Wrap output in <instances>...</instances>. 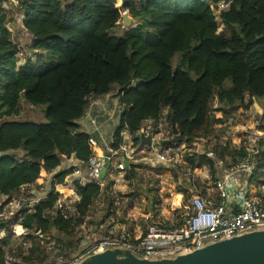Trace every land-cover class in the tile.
Here are the masks:
<instances>
[{
    "label": "trees",
    "instance_id": "16d2710c",
    "mask_svg": "<svg viewBox=\"0 0 264 264\" xmlns=\"http://www.w3.org/2000/svg\"><path fill=\"white\" fill-rule=\"evenodd\" d=\"M223 1L229 6L217 15ZM16 10L33 44L32 53L20 58L9 17L0 8V197L7 201L24 198V189L35 185L42 171L55 172L66 158L90 161L93 136L79 123L90 96H106L118 88V101L125 109L113 136L112 147L118 151L126 144V134L140 146L144 125L159 122L165 110L177 141L192 144L216 135L221 121L210 110L215 101L217 111H223L236 107L247 93L264 100V0H122L120 7L117 0H23ZM123 11L138 25L121 29ZM220 24L227 32L220 31ZM25 104L45 109L48 123L17 120ZM228 147L216 150L218 157L207 154L206 165L215 180L220 173L216 161L226 160ZM260 148L255 185L263 179ZM12 152H23L24 157ZM237 155L241 160L250 153H231ZM180 166L176 160L172 169L175 192L187 200L194 183L183 177ZM74 172L70 168L55 174L47 198L35 208L21 207L11 218L30 233L57 239L54 248L67 258L75 248L76 228L85 224L98 198L109 199L97 182H76L80 200L66 218L55 208L61 197L56 186H65ZM241 175L243 181L248 177L245 171ZM128 176L135 174L128 171ZM112 213L110 207L92 224L101 231ZM56 233L61 237L54 238ZM5 241H0V264L6 263ZM29 252L30 257L38 252L33 263L42 264L52 248L33 245Z\"/></svg>",
    "mask_w": 264,
    "mask_h": 264
},
{
    "label": "rangeland",
    "instance_id": "374dc122",
    "mask_svg": "<svg viewBox=\"0 0 264 264\" xmlns=\"http://www.w3.org/2000/svg\"><path fill=\"white\" fill-rule=\"evenodd\" d=\"M64 2L67 3V0H64ZM10 5L11 6L6 3V6H9L6 9L8 11L10 8L13 10L9 16V20L11 23L12 21L14 22V26H20L21 21V49L23 50V55H27L30 52L32 53V36L24 31V28L22 27V19L24 17L22 15H17V7L14 6L13 2ZM121 5L122 0H117V6L120 7ZM2 6H4V4H2ZM124 13H128L130 17V27L138 25V21L131 17L128 11H123V14ZM218 14L219 13H217V15ZM217 17L220 19V16ZM135 20L136 23H134ZM130 27L125 24L124 20L120 22L121 29H128ZM220 31L227 32L222 24H220ZM119 34H121V31H119ZM35 59L36 56H34V60ZM109 98L110 106L107 115L95 117L97 119L96 126L92 125L90 120V123H88L89 125L87 123H83L82 125V130L87 132L92 131L93 129L95 130L98 126L100 128L102 125V136L107 143L104 140L101 141L102 143L99 142L97 136L93 137L99 142V146L103 147V150H105L104 147L108 143L110 144L113 142L114 133L119 127L120 120L125 111L118 101L117 87H114ZM218 107L220 106L216 101L210 106L211 112H214L216 118L221 121V123H218L215 126L216 135L208 139L197 138L192 144L177 141L176 136L173 134V129L168 122L167 111H164L166 114L163 113L161 120L162 125L158 128V132L161 134V140L156 146V149L165 154L168 158L167 162L159 161L154 152L148 151L146 152L148 153L146 156L150 159V161L148 160L149 163L146 164V160L143 159L138 162V165H140L138 167V175L136 178L128 180L120 177L119 173L116 174L117 172L114 167H110L107 170L108 178L104 181L105 184H108V187L107 185L106 187H102L104 192L108 193L109 199H106L104 195L98 198L92 206L85 224L76 228L75 234L72 237V242L75 244V248L71 255L77 254L79 251L83 250L85 246H88L96 240L102 239L108 235H118L125 231H129L133 234L138 232L142 235L146 232L149 225L158 222L163 225L175 226L178 223L180 215L184 213L185 206L189 204L190 199L194 193L197 192L196 190L189 193V199L183 200L181 209L173 207L178 206L182 199V196L180 197V200L178 199L177 196L179 195H176L174 198L176 193V183L173 178L172 169L175 166L176 160L181 164L179 170L186 180H193V174L199 176L204 174L205 176V174L208 173V176L210 177L208 179L210 182L209 186H214L215 181L220 177L219 175L221 174V171L223 172L225 169L230 170V168H234L239 162L241 158L239 155L235 157L232 156L233 158L231 157V153L234 150H247L251 145L258 149L261 147L262 142L263 146L260 148V156L264 155V100L259 101L255 96L247 93L234 108L226 107L223 111H217ZM44 110L45 109L40 107L25 104L22 116L16 119L36 124H47L48 120L43 112ZM150 128L151 123L144 125L143 129L148 131ZM125 138L127 139L126 144L130 143V137L126 135ZM225 146H229L225 152L227 158L225 161H222V165L219 164L217 167V170L219 168L220 173L215 180L210 174L209 167L206 165L208 160L207 154L213 152L215 157H218L215 151L220 150L221 147ZM21 156H24V154L21 153ZM137 156L144 158L141 153H138ZM139 157L138 159H140ZM255 158L257 159V156H255ZM153 160L154 162L152 163ZM198 165H200V167L191 170L192 166ZM61 166L63 167V165ZM62 167H60V170ZM64 167H69L68 169L74 168L71 163L67 162ZM84 170L87 175V169ZM262 174L263 179L259 181L258 185H255V183L252 185L256 199H258L261 204H264V171H262ZM54 175V173H47V175H45L42 171L41 178L43 179V176H45L43 185L36 186L37 196H32L28 193L24 196V206L27 205H25V203H28V205L35 204L32 202L35 197L38 198L46 192L50 194L54 187ZM69 177L70 179H68V181L70 182L65 185L66 189H64V194L61 195V197L70 196V198H68L75 203L77 199L72 195V192L76 195L77 191L74 184L80 181V177L75 174L74 176L71 175ZM76 179L78 181H76ZM204 186L206 187V185L199 186L198 191L201 190L202 192H206L207 190L204 189ZM56 188L58 187L56 186ZM209 192L213 193L212 189ZM28 198L30 200L32 199V201H29ZM177 200H179V203H177ZM110 203L113 205L110 206ZM110 207L111 210H113L112 215L105 219V223L102 224V230H97L96 225H93L92 221L96 223L101 221ZM7 221L8 220H2V224L5 222L7 225ZM126 222L133 224L130 227ZM9 235V248L11 250H16L15 254L24 252V248H22L21 245L17 246L14 243L16 239H14L13 236L11 237V233H9ZM59 236L61 237V235L56 233L54 238ZM30 238H33V236H30ZM40 239L42 238L35 237L32 241H39ZM56 242L57 239H50L48 236L46 238L43 237L42 239L43 245L48 248V251L52 248V252L58 251L54 248ZM33 245H36V243H33Z\"/></svg>",
    "mask_w": 264,
    "mask_h": 264
},
{
    "label": "built area",
    "instance_id": "2783aa9c",
    "mask_svg": "<svg viewBox=\"0 0 264 264\" xmlns=\"http://www.w3.org/2000/svg\"><path fill=\"white\" fill-rule=\"evenodd\" d=\"M4 1L13 2L15 7H19L23 0ZM218 6L219 9L216 13L226 10L229 2L223 1ZM8 27L10 29V23ZM90 122L94 126L97 125L96 118L90 117ZM141 133L146 134L143 129ZM146 135L152 136V145L147 147L154 149L155 156L159 161L167 162L168 158L165 154L159 152L154 145L156 137L152 134ZM91 145L94 155L87 164L80 163L74 174L82 175L83 170L87 169V176L81 177V182H97L101 187H104L103 174L110 167L121 172L127 170L128 148L125 144L118 151L112 146H108L106 153L97 154L98 142L94 137L91 139ZM247 150L250 153L248 158H242L230 170L221 171L220 177L215 181L212 189L213 193L209 191L194 193L175 226L164 228L159 224H151L140 236L127 231L118 235H108L85 246L83 250L69 258L59 251H54L50 258L42 264H78L87 256L110 248L129 249L137 257L149 260L175 258L180 254L193 252L220 240L256 230H264V206L256 199L252 185L258 165L255 156L259 153V148L251 145ZM208 156L215 157L213 152H210ZM115 160L117 161L115 162ZM216 163L221 165L222 161H216ZM242 171L248 173V177L244 181L242 180ZM65 183H69L68 178ZM24 201V198H13L10 201L0 199V220L13 218L23 206ZM73 203L69 198L60 197L55 208L57 211L63 212L67 218L69 215L71 216L69 212L72 214L75 212V203ZM14 234L28 250L32 247V241L28 238L30 234L38 238L44 236L39 231L30 233L28 229H22L20 233L14 231ZM5 238L6 236L0 232V241H4ZM5 264H12V262L6 261Z\"/></svg>",
    "mask_w": 264,
    "mask_h": 264
},
{
    "label": "crops",
    "instance_id": "0c3cea01",
    "mask_svg": "<svg viewBox=\"0 0 264 264\" xmlns=\"http://www.w3.org/2000/svg\"><path fill=\"white\" fill-rule=\"evenodd\" d=\"M6 3H8L9 4V6H11L10 4H12V2H6V1H3L1 4H0V8H2L5 12H6V14H7V16L9 17L10 16V14H11V11H13L11 8L9 9V11L6 9L7 7H9V6H6ZM2 4H4V6H2ZM17 15H19L18 13H17ZM11 18H12V16H11ZM24 19V18H23ZM23 19H22V22H23ZM21 21H20V26L19 25H17V26H14V22L12 21V23L10 22V31L12 32V40L15 42V43H17L18 45H19V47H20V49L22 48L21 47ZM22 27H23V23H22ZM24 28V27H23ZM24 31H26L27 32V30L24 28ZM21 51H22V53H23V50L21 49ZM22 53H20V58H21V55H22ZM22 62H24L23 60H22ZM20 63H21V61H20ZM110 94L109 95H106V96H101V97H97V96H90L89 97V105H88V108H87V111H86V114H85V116L79 121V123H80V125H81V130H82V125H83V123H90L89 122V120H90V117H92V118H95V117H99L100 115H107V113H108V108H109V106H110V102H109V100H110ZM163 113H165V112H163ZM166 114V113H165ZM162 117H161V119H160V121L159 122H157V123H155V122H152V121H149V122H147L146 124H149V123H151V128H150V130H144L143 129V131H145V133L146 134H152L153 136H155L156 137V141L154 142V145H155V147L159 144V142H160V137H161V134L158 132V128L159 127H161V125H162ZM86 121V122H85ZM145 124V125H146ZM89 125V124H88ZM101 129H102V125L100 126V128H99V126L98 127H96L95 128V130L93 129L92 131H89V132H87V131H84V130H82L83 132H86V133H88V134H90V135H92V136H97V138H98V140H99V142H101L102 140H104V138H103V136H102V131H101ZM126 135H128V134H126ZM126 135H125V137H126ZM129 136V135H128ZM130 137V143H128V144H126V146H127V148H128V152H127V154H126V158H128V159H126L127 160V166H128V168H127V170L126 171H124V172H121V171H117L116 169V174H118L119 173V176L120 177H122V178H124V179H126V180H128V179H134V178H136V176L138 175V167L140 166V165H138V162H140L142 159L143 160H146V164H148L149 163V161H150V159L146 156V154H148V153H146V152H148V151H151V152H154V149L153 148H151V147H147L148 145H144L143 143H141V145L140 146H137V147H135L134 146V139L131 137V136H129ZM94 139H96L95 137H94ZM127 140V139H126ZM105 141V140H104ZM98 142V141H97ZM99 142H98V147H97V149H96V153L97 154H104V153H106V150H107V147L108 146H112V143H108L104 148H105V150H103V147H101V146H99ZM106 142V141H105ZM102 143V142H101ZM107 143V142H106ZM13 154H15L16 156H18L19 158H23L24 156H21V153H23V152H12ZM138 153H141L143 156H144V158H141V157H139V156H137L138 155ZM155 153V152H154ZM125 154V153H124ZM122 156H125V155H122ZM138 157L140 158V159H138ZM149 160V161H148ZM117 160H115V162H116ZM148 161V162H147ZM66 162L67 163H71V165L75 168V170L78 168V166L80 165V162H78L77 160H75L74 158H66V160H64L63 161V163H62V165H63V167L61 168V170H60V168L59 169H57L55 172H53L54 174H57V173H59L60 171H65V170H68V168L69 167H64L65 166V164H66ZM154 162V160L152 161V163ZM73 163V164H72ZM131 168H132V170H131ZM128 171L130 172H134V174H135V177L134 178H130L129 176H128ZM44 173H45V175H47V172L46 171H43ZM73 176H74V174H73ZM77 176V175H76ZM80 178V181H81V177H86L87 175L85 174V170H83V173H82V175H78ZM107 178H108V174H107V172H105L104 173V181H106L107 180ZM210 177L208 176V173L207 174H205V176H204V174H202V176H199V175H194L193 174V176H192V181H193V183H194V188H195V190L194 191H198V187L199 186H202V185H206V187L204 188V189H206L207 191H210L211 189H213L214 188V186H209L210 185V182H209V179ZM45 179V176H43V179L42 178H40L38 181H37V183L35 184V185H32V186H30V187H27V188H25L24 189V191H25V193H24V196L25 195H27V193L29 194V195H32V196H37V189H36V186L38 187V186H41V185H43V180ZM68 179H70V177H68ZM112 180H114V179H112ZM76 181H78L77 179H76ZM70 182V181H69ZM68 184V183H67ZM104 184H105V182H104ZM65 185H66V183H65ZM75 186H76V184H74ZM106 185H107V187H108V184H105V187H106ZM58 188H56V191L57 192H59L61 195H63L64 194V189H66L65 188V186H57ZM75 188V187H74ZM76 189V191H77V193H76V195L74 194V192H72L73 194V196L74 197H76V201H79L80 200V195H79V192H78V189H77V187L75 188ZM203 189V190H204ZM29 190V191H28ZM71 191H74V190H71ZM200 192H202L201 190H199ZM49 195V193L48 192H46L45 194H42L40 197H38V198H34V200L32 201V199L30 200L29 198H28V200L29 201H32L33 203H35V204H33V205H28V203H25V205L26 206H24V204H23V206L22 207H26V208H30V209H32V208H35V207H37L38 206V204H40V202H42L43 200H45L46 199V197ZM176 195H179V196H177L178 197V199L180 200V197L182 196V199H181V202H180V204H178V206H173V207H175L176 209H181L182 207H181V205H182V202H183V200H184V195L183 194H181V193H175V195H174V198H175V196ZM23 196V197H24ZM66 198H70V196H65ZM0 199L2 200V201H7L8 200V198H6V197H0ZM24 199H25V197H24ZM179 200H177V203H179ZM20 210H21V208H20ZM19 210V211H20ZM150 214H151V212H150ZM147 219H148V217H147ZM8 221V224L6 225L5 224V222H3V224H2V220H0V232L2 233V234H4L5 236H6V238L4 239V240H6L5 241V244H4V249L6 250V254H7V256H6V261H11L12 262V264H34L33 263V261L35 260V259H37V257H38V255H39V253L38 252H36V253H34V256L33 257H30L28 254L30 253L29 251H30V249L28 250L23 244H22V241L14 234V231H16V232H18V233H20L21 231H22V229H26L25 227H23L22 225H21V222L19 221V222H14L13 221V219H7ZM127 223V225L129 226H131L133 223H130V222H126ZM153 224H159V222L158 223H153ZM9 233H11V237L13 236V238L14 239H16L15 240V244L17 245V246H20L21 245V247L22 248H24V252H21V253H19V254H15L16 253V250H11L10 248H9V244H10V240H9V238H10V235H9ZM133 234V233H132ZM133 235H136V236H140L141 234L140 233H134ZM33 236V235H32ZM44 237V236H43ZM43 237H41L42 239H43ZM28 238H29V236H28ZM40 238V237H39ZM31 241H32V239L33 238H29ZM42 239H40L39 241H32L31 242V244H32V246H33V243H36V245H37V247L39 248V250H47L48 248L47 247H45L44 245H43V243H42ZM41 243V244H40ZM26 258H29V259H32V260H26ZM48 260V259H47ZM46 260V261H47Z\"/></svg>",
    "mask_w": 264,
    "mask_h": 264
},
{
    "label": "water",
    "instance_id": "95a60500",
    "mask_svg": "<svg viewBox=\"0 0 264 264\" xmlns=\"http://www.w3.org/2000/svg\"><path fill=\"white\" fill-rule=\"evenodd\" d=\"M123 19L130 27L128 13ZM140 139L144 145H152L151 135L141 133ZM78 264H264V230L220 240L175 258L149 260L137 257L129 249L110 248L89 255Z\"/></svg>",
    "mask_w": 264,
    "mask_h": 264
}]
</instances>
